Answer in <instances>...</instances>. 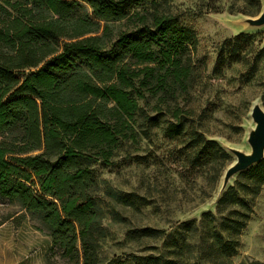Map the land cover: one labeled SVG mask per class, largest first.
<instances>
[{"label": "rangeland", "instance_id": "obj_1", "mask_svg": "<svg viewBox=\"0 0 264 264\" xmlns=\"http://www.w3.org/2000/svg\"><path fill=\"white\" fill-rule=\"evenodd\" d=\"M4 1L0 0V19L7 23ZM140 7L134 1L127 9L132 14ZM262 7L249 14L253 9L242 0L170 1L169 12L197 39L189 53L185 89L175 91V86L169 90L159 77L155 87L142 88L144 96L138 99L140 111L130 136L118 142L110 166L93 164L88 177H64L69 172L67 165L59 168L60 177L46 173L34 177L40 186L58 195L66 209L84 206L86 225L96 240L97 264H264V184L258 193L250 192V175L264 162V149L259 162L230 176L219 193L226 169L238 156L252 151L253 107L264 113V23H253ZM135 19L109 23L105 47L110 48L120 33L135 31ZM102 29L103 23L98 35ZM241 34L248 37L238 43L241 60L217 69V55L225 41ZM0 48L5 51L2 45ZM176 105L182 112L175 118ZM176 121L216 142L228 155L223 167L220 163L192 165L187 136L169 138L165 134L168 124ZM64 144L54 133L48 136V147L44 142L31 154L44 153L54 161L59 150H66ZM229 187L237 188L238 197L245 200L247 219L233 238V253L225 255L211 245V233L219 232L216 223L202 215L218 218L217 201ZM47 199L60 207L51 194ZM155 259H159L157 263L149 262ZM82 262L79 242L72 258L64 256L37 216L0 196V264Z\"/></svg>", "mask_w": 264, "mask_h": 264}, {"label": "trees", "instance_id": "obj_2", "mask_svg": "<svg viewBox=\"0 0 264 264\" xmlns=\"http://www.w3.org/2000/svg\"><path fill=\"white\" fill-rule=\"evenodd\" d=\"M134 1L141 7L130 14L127 8ZM170 1H4L8 22L0 19V45L5 49L0 48V196L37 216L64 256L72 258L79 242L82 264H97L96 240L86 225L84 206L66 209L60 197L34 177L41 173L60 177L63 165L69 166L64 177H88L93 164L110 166L118 142L130 136L140 111L138 99L144 96L142 88L155 87L159 77L169 90L185 89L189 53L197 39L169 12ZM242 1L253 9L249 14L262 7L261 0ZM134 18L136 30L120 33L110 48L105 47L108 24ZM246 37L241 34L225 41L217 55V69L241 60L238 43ZM147 90L154 92L152 87ZM180 112L176 105L173 116ZM54 133L64 139V153L59 150L54 161L44 153L31 154L44 142L48 147V136ZM165 134L187 136L192 165L220 163L222 168L228 159L216 142L180 121L169 123ZM250 178V192L256 194L264 184V162ZM49 194L60 207L47 199ZM246 207L238 189L229 187L217 201L218 218L202 215L216 223L219 232L211 233V245H217L222 254L233 253V238L245 227Z\"/></svg>", "mask_w": 264, "mask_h": 264}, {"label": "water", "instance_id": "obj_3", "mask_svg": "<svg viewBox=\"0 0 264 264\" xmlns=\"http://www.w3.org/2000/svg\"><path fill=\"white\" fill-rule=\"evenodd\" d=\"M253 23L257 25L264 23V0L262 10L258 18ZM252 116L256 123L253 137L249 141L252 151L247 156L237 157V161L226 169L222 183L224 181L228 182L230 176L247 169L251 165L259 162L262 158L264 149V113L258 108H254L252 110Z\"/></svg>", "mask_w": 264, "mask_h": 264}, {"label": "bare ground", "instance_id": "obj_4", "mask_svg": "<svg viewBox=\"0 0 264 264\" xmlns=\"http://www.w3.org/2000/svg\"><path fill=\"white\" fill-rule=\"evenodd\" d=\"M256 108L255 106L253 107V109ZM228 182L224 181L223 183H221L220 187H219V193L226 187Z\"/></svg>", "mask_w": 264, "mask_h": 264}]
</instances>
